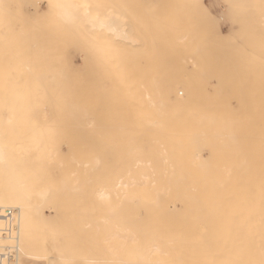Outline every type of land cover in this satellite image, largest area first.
Listing matches in <instances>:
<instances>
[{
	"label": "rangeland",
	"instance_id": "374dc122",
	"mask_svg": "<svg viewBox=\"0 0 264 264\" xmlns=\"http://www.w3.org/2000/svg\"><path fill=\"white\" fill-rule=\"evenodd\" d=\"M96 1L115 6L113 11L121 10L129 33L137 40L138 46L121 45L124 56L118 65L88 52L67 35L69 29L58 10L49 8L51 0H3L15 7L10 15L0 14V138L21 147L19 157L13 155L16 160L11 161L21 165L15 172H21L19 179L28 182L30 197L35 198L39 189L48 191L42 205L53 224L52 231H47L55 243L66 241L69 251L87 245L99 256L107 245L102 240L104 231L112 229L115 216L124 222L134 216L140 226L147 219L150 195L161 205H172L171 188L160 195L130 193L129 197L116 198L114 194L103 208L92 200L97 187L111 188L114 172L139 175L158 171L134 164L128 150L132 138L145 143L150 132H143L144 125H136L135 130L121 127L145 106L143 95L131 90L135 79L174 74L185 81L200 79L197 86L202 85L199 93L205 101L206 94L220 91L217 80H224V95L229 87L235 94L234 87L239 90L241 82L240 92L254 100L264 92V4L262 0ZM230 3L243 7L230 9ZM205 10L219 21L215 32L209 29ZM211 74L219 75V79L214 76L218 85L210 79ZM206 78L212 85L205 83ZM227 78L234 80L229 81V87ZM60 89L66 90V97L57 103L55 96ZM231 93L228 96L232 98H228L235 105ZM184 95L183 91L180 96ZM41 108L45 115L36 111ZM50 111L55 122L47 124ZM34 140L40 142V158L30 149ZM168 142L165 147L172 152L176 145ZM171 155L170 163L176 160V154ZM84 197L85 203L81 200L85 201ZM93 222L95 225H86ZM46 232L41 236L46 237ZM31 263L43 264L26 261Z\"/></svg>",
	"mask_w": 264,
	"mask_h": 264
},
{
	"label": "bare ground",
	"instance_id": "6f19581e",
	"mask_svg": "<svg viewBox=\"0 0 264 264\" xmlns=\"http://www.w3.org/2000/svg\"><path fill=\"white\" fill-rule=\"evenodd\" d=\"M51 2L97 3L96 0ZM232 5L228 4L230 9L234 8ZM56 9L62 18L65 9ZM111 9L107 12L119 18V34L127 33L124 43L138 46L135 36L128 31L123 12ZM211 75L206 77L219 76ZM207 78L205 83L212 85L207 83L210 80ZM189 79L185 81L174 74L152 80L135 79L131 86L134 93L143 95L145 106L127 125L116 127L135 130L136 125H144L143 132H150V138L145 143L132 138L128 144L129 154L137 166L158 171H143L139 175L126 170L114 172L111 188L97 187L92 200L102 206L114 194L116 198H123L130 193L160 195L173 191L172 205L170 208L161 205L154 199L155 195H150L148 198L152 201L145 212L147 219L144 218L140 226L136 225L134 216L128 222L115 216L112 229L104 231L106 236L102 240L107 245L106 248L99 246L105 249L99 256L87 245L69 251L66 241L63 240L62 245L55 243L47 231H52L53 224L42 205L48 191L39 189L35 198L30 197L28 182L19 179L21 172H15L20 164L13 162L16 155L19 157L21 147L0 138V209L11 208L13 220L8 224V231L0 234V262L26 264L30 259L49 264L52 260L86 259L107 260L111 264H196L214 260L217 264H238L259 261L264 253V92L254 100L253 96L247 99V93L251 92L241 93L242 84L238 79L240 87L237 90L233 86L237 95L234 96L229 87V81L234 80L227 78L229 85H225L229 91L224 95V80L216 78L221 82L220 88L214 79L220 91L215 95L206 94L205 101L199 93L202 85L197 86L200 79L195 83ZM183 91L185 95L180 96ZM229 92L233 94L235 105L229 99L232 98ZM39 110L40 115L46 114L44 108L36 111ZM69 113L68 109L67 116ZM50 117L47 124L55 122L54 112L50 111ZM169 140L176 145L172 152L165 147ZM30 146L34 156L40 158L39 140H34ZM171 154H176L172 163ZM98 163L102 165L103 161L98 158ZM170 188L171 191H165ZM81 200L87 201L86 198ZM3 220L0 218V227L6 225ZM42 231H47L48 235L41 236Z\"/></svg>",
	"mask_w": 264,
	"mask_h": 264
},
{
	"label": "snow or ice",
	"instance_id": "6c2138e0",
	"mask_svg": "<svg viewBox=\"0 0 264 264\" xmlns=\"http://www.w3.org/2000/svg\"><path fill=\"white\" fill-rule=\"evenodd\" d=\"M264 4V0H262ZM15 6L5 4L0 0V14L10 15ZM115 6L102 3H75V4H49L50 9H65L62 17L63 25L69 29L66 33L78 44H82L88 52H91L106 62L118 65L124 56L121 45L127 39V33L119 34V18L115 14H109L106 10ZM130 7V6H121ZM234 8H241L242 5H232ZM47 15V14H45ZM205 20L212 32H215L219 21L211 16L208 10L204 13ZM128 42L127 46H131ZM87 59V57H85ZM66 90L60 89L55 99L57 103L64 102ZM49 264H111L107 260L89 261L86 259L73 261H49ZM196 264H217L216 261L196 262ZM238 264H264V253L259 261H242Z\"/></svg>",
	"mask_w": 264,
	"mask_h": 264
},
{
	"label": "built area",
	"instance_id": "2783aa9c",
	"mask_svg": "<svg viewBox=\"0 0 264 264\" xmlns=\"http://www.w3.org/2000/svg\"><path fill=\"white\" fill-rule=\"evenodd\" d=\"M0 218H3L6 222V225L3 227H0V234H4L6 231H8L7 227L8 224H11L12 220V209L11 208H2L0 209ZM0 264H2L0 262Z\"/></svg>",
	"mask_w": 264,
	"mask_h": 264
}]
</instances>
